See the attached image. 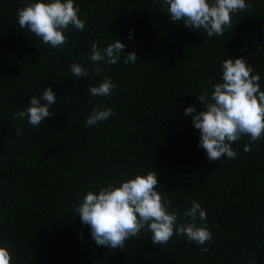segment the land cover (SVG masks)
I'll use <instances>...</instances> for the list:
<instances>
[{
	"label": "trees",
	"instance_id": "16d2710c",
	"mask_svg": "<svg viewBox=\"0 0 264 264\" xmlns=\"http://www.w3.org/2000/svg\"><path fill=\"white\" fill-rule=\"evenodd\" d=\"M31 2L0 0V246L12 264H264V138L246 153L242 137L231 145L234 159L209 161L195 113L185 114L188 106L199 112L197 96L210 98L222 82L223 59L243 58L264 90V0H246L250 10L213 37L173 23L159 0H74L85 27L65 30L59 49L20 28L17 8ZM117 39L125 48L116 64L101 61L99 76H72L73 63L94 67L93 42L104 48ZM132 51L137 60L125 65ZM104 77L117 87L92 97L87 89ZM47 87L57 96L50 118L39 127L13 118ZM93 107L114 115L86 126ZM150 171L178 223L193 200L201 204L210 243L174 235L153 245L141 230L123 250L96 244L74 205L86 191Z\"/></svg>",
	"mask_w": 264,
	"mask_h": 264
},
{
	"label": "clouds",
	"instance_id": "9594fccd",
	"mask_svg": "<svg viewBox=\"0 0 264 264\" xmlns=\"http://www.w3.org/2000/svg\"><path fill=\"white\" fill-rule=\"evenodd\" d=\"M160 12L169 15L173 23L183 21L192 30L203 29L208 37L222 36L225 28L232 29V15L250 10L246 0H159ZM166 6V7H165ZM79 7L74 0H34L17 8L20 28L27 29L45 45L59 49L68 43L64 31L73 27L83 30L85 22L79 18ZM125 48L119 39L100 48L93 42L89 60L94 67L89 69L80 63H73L70 72L73 77L87 76L89 71L96 76L101 73L100 62L116 64ZM243 51V49H242ZM135 51L124 55V64L135 63ZM87 63V61H85ZM222 82L215 83L210 98L207 91L197 96L203 105L199 112L195 106L185 108V114L195 113L192 123L200 132L198 147L204 149L209 161L222 157L234 159L237 152L232 144L247 136L250 143L243 146L250 152L252 145L264 138V90L260 87V75L253 74V68L243 59H223ZM107 70V69H105ZM117 87L108 77L98 86H89L87 92L92 97H108ZM57 96L47 87L41 96H32L30 104L14 113L13 118L27 119L33 127L50 118L49 106L55 104ZM114 115L111 108L93 107L86 118V126H94ZM16 134L23 136L19 126ZM159 181L155 172L136 174L119 184L101 186L98 193L86 191L80 202L75 204L82 225L90 227L91 238L98 246L110 249H125V242L144 230L151 234L153 245H165L171 238L186 236L190 242L205 245L212 241V232L204 223L206 210L193 200L191 206L183 210L184 223H178L177 211H169L171 202L157 191ZM197 220L200 223H197ZM201 251H209L202 247ZM0 264H12V256L6 246H0ZM249 264H254L253 260Z\"/></svg>",
	"mask_w": 264,
	"mask_h": 264
}]
</instances>
